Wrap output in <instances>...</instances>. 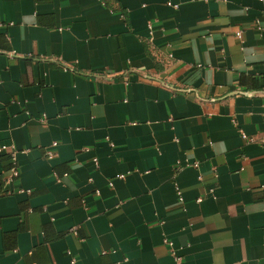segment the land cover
Returning a JSON list of instances; mask_svg holds the SVG:
<instances>
[{"label":"crops","instance_id":"0c3cea01","mask_svg":"<svg viewBox=\"0 0 264 264\" xmlns=\"http://www.w3.org/2000/svg\"><path fill=\"white\" fill-rule=\"evenodd\" d=\"M263 83L264 0H0V264H264Z\"/></svg>","mask_w":264,"mask_h":264},{"label":"built area","instance_id":"2783aa9c","mask_svg":"<svg viewBox=\"0 0 264 264\" xmlns=\"http://www.w3.org/2000/svg\"><path fill=\"white\" fill-rule=\"evenodd\" d=\"M167 5L173 6V7H177V4H172V2H170V1L167 2ZM148 28L151 31V25H148ZM241 34H242V31L240 29L235 31V36L236 37L241 38ZM167 56L169 58L172 57L171 54H168ZM62 69L63 70H67V69H70V68L68 66L63 65ZM141 78L145 79V80H150L151 79L149 76H146V75H142ZM12 102H14V100H12ZM39 121L42 122V123L45 121V115L44 114H42L39 117ZM240 134H241V137L246 142H253L255 140V138L253 136H249L246 133L242 132L241 130H240ZM56 145H57V142H52L51 147H55ZM262 146L264 147V142H262ZM2 153H8V156H9V166H8V168L6 170L2 171V182L3 183H13L19 177V169H18L17 159H16L17 149H16V147H15V145L13 143H9V144L2 143V144H0V154H2ZM53 156H54L53 149H47L45 151V153H44V157L46 159H52ZM93 162H94L95 165H97V159L96 158H93ZM185 166H192V167L197 168L199 166V163L197 161H195V162H182L180 160H177L176 164H175V172L177 173L178 171H180ZM54 176L57 179V181H60V178L56 174H54ZM64 176H66V173L64 174ZM124 176H125L124 174H117L116 175V177L120 178V179L124 178ZM214 176L215 177L217 176L216 172H214ZM109 186H112V182H110V181H109ZM174 188H175V191H176V194H177V198H178L179 202L181 203L183 201V198H182V194H181V191H180L177 183L174 184ZM213 192H214V188H209L207 190L206 195H210ZM16 193L29 194L30 190L22 188V187H19V188L16 189ZM202 198L203 197L200 196V197H198L196 199V201L197 202H201ZM70 231L73 234L76 235L77 234V226H72L70 228ZM164 242L169 247V252L173 256L174 260L176 262H179L181 260V256L177 253V250L174 247V244L171 241L167 240V239H164ZM102 253H105V251H103ZM72 262H74L73 259H72Z\"/></svg>","mask_w":264,"mask_h":264},{"label":"trees","instance_id":"16d2710c","mask_svg":"<svg viewBox=\"0 0 264 264\" xmlns=\"http://www.w3.org/2000/svg\"><path fill=\"white\" fill-rule=\"evenodd\" d=\"M256 83V82H254ZM258 87H264V83L263 84H260V85H257Z\"/></svg>","mask_w":264,"mask_h":264}]
</instances>
